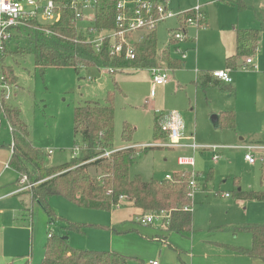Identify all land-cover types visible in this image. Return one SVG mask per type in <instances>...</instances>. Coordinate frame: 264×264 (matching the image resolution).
Masks as SVG:
<instances>
[{
	"label": "rangeland",
	"instance_id": "rangeland-1",
	"mask_svg": "<svg viewBox=\"0 0 264 264\" xmlns=\"http://www.w3.org/2000/svg\"><path fill=\"white\" fill-rule=\"evenodd\" d=\"M217 1L218 3L207 9L215 30L228 25L240 29L261 30L258 51L252 56L257 59L258 64L260 63V70L257 71L259 73L249 69L231 75L234 80L233 87H237V83L239 85L236 90L228 89L225 85H222V88L211 85L204 89L198 83L194 70L187 67L176 72L170 84L158 87L156 95L152 98V84L145 71L130 74L125 71L131 69L125 71L119 69V72L109 74L103 71L104 69H91L84 70L79 75L74 69L48 68L41 72L36 68L32 55L25 59L6 57L5 65L14 69L17 82L10 85L11 98L5 102L20 110L21 120L29 129L31 141L35 147L42 149L52 167L70 163L74 157L75 146L82 143L74 134L75 109L86 102L105 104L110 96L113 97L115 113V144L111 150H120L124 145L122 134L125 124H129L134 130L132 142L153 143L155 117L160 120L161 114L171 112L179 113L185 120L186 137L193 135L199 145L220 147L215 152L220 156L217 162L212 160L214 151L210 149H203L194 154L168 148L147 149V155L137 153L136 161L130 170L131 178L140 175L145 181L151 179L163 181L166 175L183 173L182 171L200 174L199 192L210 193L208 201L202 204H196V201L204 199L206 195H196L192 210L191 238L175 235L171 243L169 235L172 232L162 228L158 231L151 229L150 237L145 238V235H149L147 229L139 228L132 223L123 228L139 229L141 234L128 232L127 235L117 236L113 233L114 223H120L122 218L126 220L134 218L132 213L134 210L130 208L120 210L127 207V203L117 208L119 211L116 215L81 209L63 198L51 197L49 206L58 218L73 223L110 228L109 230L91 228L84 235L71 232L70 244L76 250L112 251L136 257H131L130 264H149L152 260L159 264H180L179 255L173 249L177 245L187 253L185 258L182 257L187 264H256L250 259L226 257L228 252L225 251H230L229 247L250 249L252 238L249 234L234 236L220 228L264 223V201H239L236 198L239 189L245 192L264 190L261 182L263 164L260 162H256L255 165L249 164L245 160L246 152L238 148L246 144L241 141L242 138L249 143L251 139L264 135V0ZM166 27H169L168 24L163 23L157 28L160 47H164L167 36L170 37L171 28L167 33ZM203 33L204 30L197 37L198 50L199 42H202V53L199 54L201 64L197 66L198 69L212 72L224 70L220 66L225 62L218 63V56L223 50L222 42L227 35L203 38ZM140 36L141 34H137V39ZM224 112L235 114L234 129L225 128L221 124L216 127L213 124V116H223ZM159 142L168 143V135ZM11 145L10 127L0 114V147L9 154ZM49 150L54 151L52 156H48ZM139 154L143 155L141 160L138 158ZM179 157H193L195 169L180 167ZM96 170L91 169L94 178L100 174H97ZM212 172L213 184L208 185L206 179ZM13 177L15 173L11 169L0 179V185L12 181ZM236 180L239 181V186L236 185ZM204 181L207 182L208 188L204 187ZM28 182V179L21 177L17 181V188ZM9 190L11 189H0V195ZM225 193L231 197L222 199L221 194ZM19 205L29 210L27 211L29 224L23 221L24 218L18 212ZM119 214L122 215L119 217ZM140 216L141 214L136 216L135 222L145 227L137 221ZM50 222L43 209L33 204L29 194L0 201V227H5V230L0 232V254L3 256L4 264H27L24 256L28 254L30 246L33 247L34 258L31 264L40 263L49 232L56 234L63 226V222L58 220L54 224ZM27 228L32 229V233Z\"/></svg>",
	"mask_w": 264,
	"mask_h": 264
},
{
	"label": "trees",
	"instance_id": "trees-1",
	"mask_svg": "<svg viewBox=\"0 0 264 264\" xmlns=\"http://www.w3.org/2000/svg\"><path fill=\"white\" fill-rule=\"evenodd\" d=\"M118 15L114 0H98L95 26L99 30H113ZM74 12L64 9L61 21L52 27L54 36H45L36 27L20 28L19 35L14 36L6 45L1 59L2 79L6 85L17 82L14 69L5 65L7 56L25 59L34 57L35 66L41 72L48 68L74 69L79 74L80 69L102 70L106 68L143 70L164 66L174 69L180 67L168 54H163L158 48L157 31L147 35L142 44L136 45L137 58L130 62L124 59H112L108 54V44L100 54H96L92 46L86 42L84 32L76 30L72 24ZM261 30L240 29L236 32V54L227 60L230 69L238 68V62L253 56L258 51ZM107 103L86 102L75 109L74 134L80 137L82 156L72 159L70 163L59 167L49 166L46 155L40 148L34 146L30 139L28 127L21 120V112L5 102H0V114L4 116L11 130L12 158L10 167L19 177H27L34 187L30 190L33 201L36 202L54 224L56 220L63 226L44 246V257L41 264H130L131 257L109 252L93 250H76L70 244L69 234L75 232L84 235L88 229L109 227L94 226L84 223H73L58 218L49 206L51 197H60L81 209L112 212L115 211L121 196L128 206L147 211L171 212V224L165 229L182 237H189L193 232V215L184 212L187 204L189 172L175 173L174 182L144 181L140 176L130 177V170L136 161L138 149L127 148L115 152L110 158L97 159L115 144V113L113 97H108ZM159 118H155L154 141H162L167 132L159 127ZM220 124L225 128H235V114L225 113ZM133 129L124 125L122 139L124 143L133 140ZM77 146V145H76ZM96 168L97 177L91 174ZM93 173V172H92ZM213 172L208 177V183L213 181ZM17 180V181H18ZM261 182L264 184V165L261 168ZM112 191V196L107 192ZM236 198L248 201H264V191L236 193ZM127 206V207H128ZM126 208V207H125ZM221 230L231 232L234 236L249 234L252 247H229L238 256L257 259L264 262V223L238 224L221 227ZM114 231V229H113ZM115 232V231H114ZM117 233V232H115ZM119 234H122L118 232ZM178 253V249L173 247ZM180 256V253H179Z\"/></svg>",
	"mask_w": 264,
	"mask_h": 264
},
{
	"label": "built area",
	"instance_id": "built-area-1",
	"mask_svg": "<svg viewBox=\"0 0 264 264\" xmlns=\"http://www.w3.org/2000/svg\"><path fill=\"white\" fill-rule=\"evenodd\" d=\"M117 5L118 15L116 18V26L113 30H99L95 26L96 10L98 0H0V72L2 74L1 59L5 53L7 43L16 35H19L20 28L36 27L45 36H54L53 26L58 24L62 19V11L64 9L74 12L72 21L76 30L84 32L86 42L92 46L96 54H100L108 44V54L112 59H124L125 61H134L137 58L136 45L142 44L147 35L157 28L174 20L177 23L176 28L170 30L169 37V53L172 52L179 56L182 60H186L187 52L182 45L189 39L188 30L190 28L201 29L206 27V14L201 4H197L190 9L172 10L170 8L172 0H114ZM7 6V7H5ZM137 34L141 36L137 39ZM84 69V68H83ZM256 70L258 66L254 62V58L245 59L242 70ZM125 71V69H120ZM109 74L119 72V69L106 68ZM117 71V72H116ZM151 76L152 90L151 97L156 95V89L164 86L171 81L173 69L167 66H161L148 69ZM220 84L231 85L233 78L231 70H219L211 73ZM91 80V79H90ZM4 97L5 100L11 98L10 85L3 83L2 75L0 80V102ZM160 128L167 132L168 143L153 142L149 145H142L143 148H168L191 150L196 153L203 149L213 150V161L217 162L220 156L215 152L220 149L219 146H203L196 143L194 136L186 137V124L182 116L177 112L169 114H161ZM186 141H190L187 143ZM14 143L12 141L11 149ZM130 148V147H129ZM246 152L245 160L255 165L260 162L264 165V144L252 143L238 146ZM127 149V148H125ZM123 150V149H122ZM76 151V152H75ZM120 150L106 151L97 159L110 158L115 152ZM81 149L75 146L74 157L80 156ZM12 153V151H11ZM80 153V154H79ZM53 154L52 150L48 151V156ZM180 167H190L195 169L196 163L194 158H178ZM10 168V164L6 166ZM186 172V171H182ZM200 174L191 172L188 180L187 204L183 207L184 212H191L195 205V198L200 188ZM27 180V177H23ZM164 181L174 182V175H166ZM34 184L27 183L18 186L17 190L10 195L29 191ZM107 195L112 196V191H108ZM222 197L229 198L230 194H223ZM125 198L120 197L116 208H121L125 203ZM137 221L143 226H160L167 229L171 224V212L167 211H147L141 214ZM55 233L49 232L48 237L51 238ZM149 264H159L157 261H150Z\"/></svg>",
	"mask_w": 264,
	"mask_h": 264
},
{
	"label": "crops",
	"instance_id": "crops-1",
	"mask_svg": "<svg viewBox=\"0 0 264 264\" xmlns=\"http://www.w3.org/2000/svg\"><path fill=\"white\" fill-rule=\"evenodd\" d=\"M231 1V0H230ZM231 2H233V1H231ZM216 3H218V1L217 0H172L171 1V5H170V8L172 9V10H175V11H178V10H185V9H190V8H192V7H194L195 5H197V4H201L202 5V7H203V9H204V11H205V14H206V27L205 28H201V29H199V30H197V29H194V28H190L189 30H188V35H189V39H188V41L186 42V43H184L183 45H182V47H183V49L187 52V58H186V60H182L179 56H177L176 54H174V53H172V52H170L169 53V46H168V42H169V36H167V41H166V45L164 46V47H160V45H159V43H158V48H159V50L161 51V53H163V54H168L169 56H170V58L172 59V60H174V61H176V63L177 64H179V65H181L180 67H176V66H174L175 68H174V71L172 72V76H171V81L168 83V84H170L173 80H174V78H175V74H176V72H180V71H183L184 69H186L187 67H189V69L190 70H194V73H195V75H196V78H197V81H198V83L201 85V87L202 88H204V89H207L209 86H216V87H220V88H222V85H225V86H228V89L229 88H231L232 90L234 89V90H236V88H238V83H237V87H233V84H234V80H233V83L231 84V85H226V84H220L219 82H217L214 78H212V76H211V73H212V71H200L199 69H198V65H200L201 64V61H200V52L202 53V42H199V50L197 49V44H198V41H197V37H198V35L200 34V32L201 31H203L204 30V33H203V38L204 37H207V36H212V37H215V36H222V35H227V38L222 42V46H223V50L221 51V53H219V56H218V63H222L223 61L225 62V64H222L220 67H223L224 68V70L225 69H229V70H231V75H233V74H236V73H238V72H240L241 70H242V66H243V64L245 63V59L246 58H243V59H241L239 62H238V68H236V69H230L229 67H228V65H227V60L229 59V58H231V57H233L235 54H236V49H235V45H236V32H237V30H240V28H236L235 26L234 27H232V26H230V25H228V26H224V27H222L221 29H219V30H215L214 28H213V23H212V21H210V17H209V14H208V11H207V9L210 7V6H212V5H215ZM166 25L168 24V26L169 27H166V31H167V33H168V31L170 30V28H171V30L172 29H174V28H176V26H177V23L174 21V20H169L168 22H166L165 23ZM260 42V41H259ZM254 62H255V64L258 66V69H256V70H254L256 73H259V72H257L258 70H260V68H259V66H260V63L258 64L257 63V59H254ZM86 71V70H91V69H80L79 70V75L81 74V72L82 71ZM96 70V69H95ZM206 70H209V69H206ZM139 71H145V72H147L148 73V75H149V77H150V81H151V76H150V73H149V71L147 70V69H143V70H133V69H131V70H127V71H125V72H128V73H130V74H132L133 72L135 73H137V72H139ZM133 73V74H134ZM241 73V72H240ZM89 79H91V78H89ZM236 82V81H235ZM152 84V83H151ZM168 84H166V85H168ZM166 85H164V86H166ZM161 87H163V86H161ZM16 96V95H15ZM225 113H230V112H224V114ZM157 117V116H156ZM155 117V118H156ZM220 120H221V116H220ZM220 120H219V126H220ZM185 121V120H184ZM186 123V122H185ZM154 124H155V119H154ZM9 126V125H8ZM187 127V126H186ZM153 128H154V126H153ZM187 129V128H186ZM193 136V135H192ZM75 138H78L79 140H80V137H75ZM13 140V139H12ZM195 141H196V139H195ZM241 141L242 142H245L246 144H252V143H261V144H264V135H262V136H259V137H256V138H253V139H251V141H249V143H247V141L245 140V139H241ZM155 142V141H154ZM152 144V143H151ZM246 144H244V145H246ZM144 146V145H149V144H140V143H135V142H132V143H124V145H122V147L120 148V150H122V149H125V148H135V149H138L139 151H138V153H140V154H143V155H147V153H148V150H150V149H165V148H149V147H147L146 149L145 148H143V147H139V146ZM214 146V145H213ZM240 146H242V145H240ZM37 148H40V147H37ZM10 153L8 154L7 153V151L6 152H4V148H1L0 147V154H2L0 157H1V164H0V169H1V173H0V179L1 178H3V176L6 174V172H8L9 170H11L12 168L10 167L9 169H7L6 168V166L8 165V164H10V161L9 160H11V158H12V153H11V151H12V149H11V146H10ZM41 149V148H40ZM142 149V150H141ZM148 149V150H147ZM42 150V149H41ZM143 150H146L145 152H143V153H141ZM171 150V149H170ZM174 150H182V149H174ZM53 151V150H52ZM182 151H189L190 153H192V151L191 150H182ZM43 152V151H42ZM53 153H54V151H53ZM139 154V156H138V158H140V160L143 158V155H140ZM53 155V154H52ZM51 155V156H52ZM81 155V154H80ZM9 161V162H8ZM8 162V163H7ZM6 163V164H5ZM49 166H51V164H49ZM13 170V169H12ZM14 171V173H15V177H13L12 178V181H10L9 180V182L8 183H4V184H1L0 185V189H2V190H7V189H11V190H9L8 192H6L5 194H3V195H0V201H3V200H7V199H11V198H15V197H20L21 195H24V194H29V195H31V198H32V194H31V192L30 191H24V192H22V193H19V194H15V195H10L11 193H13L14 191H16L17 190V180H18V177H19V175H18V173L15 171V170H13ZM95 174V173H94ZM138 176H140V175H138ZM141 177V176H140ZM142 178V177H141ZM143 179V178H142ZM144 180V179H143ZM151 180H155V179H151ZM150 180V181H151ZM207 180V179H206ZM205 180V181H206ZM145 181V180H144ZM164 181V180H163ZM163 181H159V182H163ZM203 182L204 183V187H206L207 186V188H208V185H211V184H213V181L211 182V183H209L208 185L206 184L207 182ZM146 182H149V181H146ZM239 181L238 180H236V185L237 186H239ZM264 185V184H263ZM240 191H242V189H239ZM264 191V190H263ZM242 192H245V191H242ZM209 191H207V192H199L198 194L199 195H201L202 196V194H205L206 195V197L203 199V198H201V199H199L198 200V202L196 201V204L197 203H200V204H202V203H206L207 201H208V195H209ZM226 194V193H225ZM228 194V193H227ZM222 195L223 194H221V198L222 199H229V198H224V197H222ZM237 200H239V201H248V200H240V199H237ZM32 202H33V204L34 205H38L36 202H34L33 201V198H32ZM20 206V205H19ZM22 208V209H21ZM128 208H130V209H132V210H134V212H132L133 213V219L131 218V220H126V219H124V218H122L119 222L120 223H118V224H115L114 223V225L112 226V228L114 229V231L115 232H117V233H115L114 231H113V233L115 234V235H117V236H123V235H127V234H129L128 232H136V233H138V234H141V231H139V229H134V228H129L128 230L127 229H125V228H123L124 226H126L128 223H132L133 225H135V226H138L139 228H146L147 229V231H148V234L149 235H145L144 237L145 238H149L150 237V233H151V231L152 230H157L158 231V229L160 230L161 229V227L160 226H145V227H142V226H139V225H137L136 224V222H135V218H136V216L137 215H139V214H143L144 212L142 211V210H139V209H136L135 207H133L131 204L128 206V207H126V208H123V209H120V210H125V209H128ZM17 209L18 210H20V211H18V212H20L21 214V216L24 218L23 219V221L25 222V223H27V224H29V220L27 219V215H28V212L27 211H29L28 209H26V208H24V207H17ZM119 211V209H116L115 211H112V212H108V213H113V214H116L117 212ZM3 213V212H2ZM117 215V214H116ZM120 215H122V214H119L118 216L120 217ZM20 216V217H21ZM27 219V220H26ZM16 221H18V220H16ZM104 227H106V226H104ZM148 227V228H147ZM15 228V227H14ZM123 228V229H122ZM16 229V228H15ZM28 229V231H30L31 233H32V229H30V228H27ZM152 229V230H151ZM193 229V228H192ZM2 230H5V227H0V232L2 231ZM151 230V231H150ZM118 232H120V233H122V234H119ZM30 233V236H31V238H32V234ZM192 234H193V232L191 233V235L189 236V237H184V238H191L192 237ZM175 235H178V234H176V233H172L171 235H169L170 236V241H171V243H172V241H173V237L175 236ZM179 237H181L182 238V236L181 235H178ZM49 238V237H48ZM174 245H175V243H174ZM237 247V246H236ZM249 247V246H248ZM32 248L33 247H31L30 246V249H29V252H28V254L26 255V256H24V258H25V260H26V262H27V264H31V262L34 260V258H33V250H32ZM175 248L176 249H178L180 252V256H179V263L180 264H187V262H186V260L184 259H182V257L183 258H185V256L187 255V253H185L184 251H182L181 250V248H179L177 245H175ZM242 248H245V247H242ZM245 249H249V248H245ZM175 250V249H174ZM176 251V250H175ZM110 252V251H109ZM112 252V251H111ZM225 252H228V256L226 255V257H230V258H245V259H250V258H246V257H242V256H238V255H236L235 253H233V252H231V251H225ZM113 253H117V252H113ZM176 253L179 255V253L176 251ZM117 254H121V253H117ZM121 255H125V254H121ZM125 256H127V255H125ZM43 257H44V249H43V251H42V256H41V259H40V263H38V264H41V261H42V259H43ZM128 257H133V258H136V257H134V256H128ZM250 260H252L254 263H256V264H264V262H262V261H260V260H257V259H250ZM152 261H154V260H152ZM0 264H4V261H3V256L0 254Z\"/></svg>",
	"mask_w": 264,
	"mask_h": 264
},
{
	"label": "water",
	"instance_id": "water-1",
	"mask_svg": "<svg viewBox=\"0 0 264 264\" xmlns=\"http://www.w3.org/2000/svg\"><path fill=\"white\" fill-rule=\"evenodd\" d=\"M219 120H220V117L219 116H213V118H212V122H213V124L216 127L219 126Z\"/></svg>",
	"mask_w": 264,
	"mask_h": 264
},
{
	"label": "snow or ice",
	"instance_id": "snow-or-ice-1",
	"mask_svg": "<svg viewBox=\"0 0 264 264\" xmlns=\"http://www.w3.org/2000/svg\"><path fill=\"white\" fill-rule=\"evenodd\" d=\"M5 7H7V6H5Z\"/></svg>",
	"mask_w": 264,
	"mask_h": 264
}]
</instances>
